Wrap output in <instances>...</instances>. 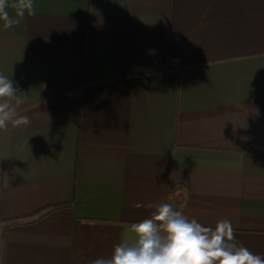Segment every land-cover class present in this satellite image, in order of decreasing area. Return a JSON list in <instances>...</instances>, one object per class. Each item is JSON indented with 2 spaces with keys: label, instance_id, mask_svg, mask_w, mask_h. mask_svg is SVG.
Masks as SVG:
<instances>
[{
  "label": "crops",
  "instance_id": "1",
  "mask_svg": "<svg viewBox=\"0 0 264 264\" xmlns=\"http://www.w3.org/2000/svg\"><path fill=\"white\" fill-rule=\"evenodd\" d=\"M34 8L0 20L31 120L0 130V264L110 257L161 203L264 256V0Z\"/></svg>",
  "mask_w": 264,
  "mask_h": 264
},
{
  "label": "clouds",
  "instance_id": "2",
  "mask_svg": "<svg viewBox=\"0 0 264 264\" xmlns=\"http://www.w3.org/2000/svg\"><path fill=\"white\" fill-rule=\"evenodd\" d=\"M10 7L15 18L9 14ZM26 12L35 14L34 0H0V20L5 30L18 25ZM18 93L12 80L0 74V130L7 131L9 123L13 128L31 124L28 116L17 112L24 102ZM147 207L154 211L131 225V239L115 245L110 257H98L89 264H264V256L237 242L227 219L205 226L170 203Z\"/></svg>",
  "mask_w": 264,
  "mask_h": 264
},
{
  "label": "trees",
  "instance_id": "3",
  "mask_svg": "<svg viewBox=\"0 0 264 264\" xmlns=\"http://www.w3.org/2000/svg\"><path fill=\"white\" fill-rule=\"evenodd\" d=\"M61 206H63V204H55V205H52V206H49V207L43 208V209H41V210H39V211H37V212H34L33 215H35V216H36L35 218H37V217H39L40 215H42V214H44V213H46V212H49V211H51V210H53V209L59 208V207H61ZM13 221H14V220H7L6 222H7V223H10V224H14Z\"/></svg>",
  "mask_w": 264,
  "mask_h": 264
}]
</instances>
